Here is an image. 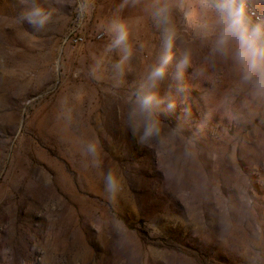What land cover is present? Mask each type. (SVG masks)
<instances>
[{
    "label": "rangeland",
    "instance_id": "obj_1",
    "mask_svg": "<svg viewBox=\"0 0 264 264\" xmlns=\"http://www.w3.org/2000/svg\"><path fill=\"white\" fill-rule=\"evenodd\" d=\"M148 3L55 0L52 24L29 35L13 18L16 0H0V264H264V101L217 64L187 79L191 113L165 114L152 146L123 123L161 46ZM114 14L129 17L142 45L122 74L97 37ZM80 17L85 40L75 43L67 36ZM174 25L206 65L179 14ZM225 96L239 119L220 110ZM83 140L97 143L98 166L81 155ZM117 165L125 185L110 202L102 177Z\"/></svg>",
    "mask_w": 264,
    "mask_h": 264
},
{
    "label": "clouds",
    "instance_id": "obj_2",
    "mask_svg": "<svg viewBox=\"0 0 264 264\" xmlns=\"http://www.w3.org/2000/svg\"><path fill=\"white\" fill-rule=\"evenodd\" d=\"M139 2L131 0L133 6ZM16 4L13 18L29 35L46 30L58 14L55 0H16ZM80 11L83 13L85 8ZM145 11L153 24L162 28V39L158 54L131 90L122 113L124 125L138 143L152 146L159 141L169 128L163 117L177 105L190 114L184 99L187 79L204 76L217 64L227 68L239 89L253 101H264V10L257 7L256 0H149ZM177 14L182 29L191 32L206 50V65L194 64V53L187 46L181 47L183 38L174 25ZM99 31L107 37L105 47L116 55L113 70L122 74L124 62L142 47L133 42L132 21L114 14L100 23ZM78 98L79 94L73 93V100ZM232 102L230 96H225L219 105L228 120L240 118ZM80 151L92 166L99 165L97 143L83 140ZM102 178L106 198L111 202L125 185L124 175L117 165L105 171Z\"/></svg>",
    "mask_w": 264,
    "mask_h": 264
},
{
    "label": "built area",
    "instance_id": "obj_3",
    "mask_svg": "<svg viewBox=\"0 0 264 264\" xmlns=\"http://www.w3.org/2000/svg\"><path fill=\"white\" fill-rule=\"evenodd\" d=\"M85 18L80 17L75 20L72 30L68 34L67 38L73 35L75 43H82L85 40V30H84V25H85ZM103 34L99 31L97 32V37H102ZM66 38V39H67Z\"/></svg>",
    "mask_w": 264,
    "mask_h": 264
}]
</instances>
